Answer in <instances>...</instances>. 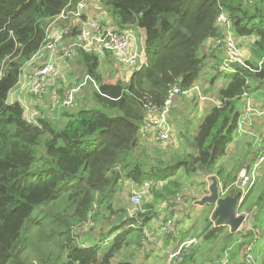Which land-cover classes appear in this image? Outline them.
Segmentation results:
<instances>
[{
    "label": "trees",
    "instance_id": "16d2710c",
    "mask_svg": "<svg viewBox=\"0 0 264 264\" xmlns=\"http://www.w3.org/2000/svg\"><path fill=\"white\" fill-rule=\"evenodd\" d=\"M79 1L0 0V264H146L162 240L177 248L191 235H201L211 252L222 254L239 239L244 249L252 230L234 233L214 224L213 204L203 206L188 223L198 195H192L191 204L172 199L186 190L180 171L200 176L201 185L215 175L232 189L241 168L252 161L245 157L231 172L220 164L234 139L244 94H264V0H99L105 15L99 18L102 30L145 31L140 68H133L127 82H106L102 57L116 54L76 45L65 59L77 65L70 73L79 83L90 76L96 84L88 82L91 90L75 113L66 110L69 106L53 110V98L63 96L67 85L56 95L50 87L51 98L46 94L35 106L39 113L30 119L22 102L8 101L9 94L52 36L53 22L67 30L70 45L76 42L83 23L93 17L86 12L80 17L60 15L75 9ZM222 12L240 38L254 37L247 65L233 64L234 71L218 69L222 57L210 43L224 33L217 22ZM208 66L215 72L203 91L219 104L189 99L194 110L203 104L209 107L197 128L190 111L182 123L176 120L178 137L173 144L156 141L147 132L141 135L150 109L162 111L173 86L189 90L200 84ZM186 97L177 95L170 116L177 108L179 112ZM60 108L68 117L62 125L53 115ZM262 178L240 205L241 211L253 214L255 231L263 228L262 220L257 224L264 215ZM126 183L147 188L141 206L125 204ZM160 205H166L165 215L154 227V220L161 218ZM170 219H176L174 229L165 232ZM150 228L153 239L146 237Z\"/></svg>",
    "mask_w": 264,
    "mask_h": 264
},
{
    "label": "built area",
    "instance_id": "2783aa9c",
    "mask_svg": "<svg viewBox=\"0 0 264 264\" xmlns=\"http://www.w3.org/2000/svg\"><path fill=\"white\" fill-rule=\"evenodd\" d=\"M88 1L89 0L79 1L75 9L63 11L60 15V18H67L70 15L74 17H80L85 11ZM217 22L224 29V33L221 37H216L210 40V43L223 54L222 60L220 64H218V69L221 71H234L233 64L247 65L246 59L250 55L249 49H243L241 42H239L236 36L233 34L234 31L228 15L225 12H222L218 16ZM106 29L108 30L107 35L105 38H102V33ZM106 29L102 30L99 20L90 18L88 21L83 23L81 33L76 39V42L70 45L68 48L65 46L63 47L67 30L60 29L54 36H50L47 39L45 45L40 51L46 50L50 52L52 59L49 61V63L37 67L34 71H31L28 75H26V77L30 80V91L35 96L37 102L43 103L45 101V95L47 94V77L55 68V59L53 57H56L59 54L63 55V58L71 57L76 45L82 46L87 51H96L99 53H103L106 50L113 51L120 57L121 61H123V64L140 68L141 59L137 50L129 53L132 45H134V42L136 41L134 31L129 29L121 32L112 28ZM26 67L22 72L21 79L25 75ZM90 80L96 84V82L90 76H86L82 83L74 82L72 85H70L65 90L63 96H55L53 98L54 107L71 106L75 102L78 93L86 84H88ZM179 94L191 95L192 97L194 96L201 103L212 100L214 103L219 104L217 100L211 99L206 94H204L203 87L200 84H196L189 90H183L180 86L175 85L170 90L169 96L165 100V108L162 111H159L155 108L150 109V113L142 125L143 132L150 133L156 141H160L162 143L171 141L174 130L173 126L168 120L169 111L174 99ZM260 116L264 117V104L256 103L251 94L245 93L243 110L239 117L238 125L234 134L240 135L248 133L249 127L252 125L254 119ZM263 166L264 144L262 145V148L259 151L256 159L252 163L245 164L242 167L238 180L233 184V188L241 193L238 204L239 206L242 204L245 196L256 185ZM150 183L151 182L147 183V185ZM219 184L220 193L223 196L227 195L230 187L225 188L222 183ZM177 196L178 195H176L174 199ZM184 199L186 201L188 197H185ZM184 199L178 196L174 202L182 203L181 200ZM132 200L136 204L140 203V195L135 190L133 191ZM238 213H243L246 217L245 223H250V213L241 211L240 209ZM213 222L216 224V219L214 217ZM169 225L171 224L169 223L168 226ZM249 228L250 229L248 230H253L251 224H249ZM257 232L260 233L259 231L254 230V235H256ZM150 236L151 232H146V237L150 238ZM257 239L258 238L256 237L252 241L248 242L243 250L244 259L248 262V264L255 263V241ZM198 242L199 239L197 237H193L182 243L181 246L183 245L182 248H188L191 244Z\"/></svg>",
    "mask_w": 264,
    "mask_h": 264
},
{
    "label": "rangeland",
    "instance_id": "374dc122",
    "mask_svg": "<svg viewBox=\"0 0 264 264\" xmlns=\"http://www.w3.org/2000/svg\"><path fill=\"white\" fill-rule=\"evenodd\" d=\"M101 19H104V18H101ZM134 32L137 36L139 35V31L134 30ZM233 34L236 36L237 40L239 42H241L243 49L244 48H247V49L250 48V45L253 42L254 37H252L250 39L243 40L242 38H240L236 34V32L235 33L233 32ZM218 54L221 56V52ZM201 55L202 54L200 53V56ZM111 58H113V57H111ZM105 59L106 58L102 57V60H101V70H102V73L104 74L105 79L106 78L111 79V77L113 76L115 78L121 77V79H119V80H122L123 82H127L129 80V78L133 72V70L131 71V69H128L130 66H126L124 64H121V62H119L120 64L117 62H115L116 64H114L113 62H111L110 58L108 60L107 59L105 60ZM208 63H210V62H208ZM70 66H72V65L68 64L67 67L69 68ZM211 66H208V68L204 71V73H203V75L199 81L200 85L206 86L209 84L208 81H210V79L212 78V76L214 75V72H215L211 68ZM65 70L66 69H64V71ZM67 74L68 73H66V75ZM72 76H74V75L72 74ZM219 78H222V76H220ZM76 80H77V77L75 76L74 80L71 83H69L68 85L70 86L74 82H77ZM68 85H67V87H69ZM46 86H47V84H46ZM220 86H221V79L218 82H216L215 92H217V90ZM90 90H91V88H90ZM28 91H29V93L27 92V90L25 92L28 94V98L31 99V101H34V103H33L34 105L42 104V103L36 101L35 96L33 95V93L30 90H28ZM210 96L213 98H216L215 95L212 96V94H210ZM187 97L186 98L188 100L186 99L183 101L184 103H182L181 107L179 108V112L177 111V113H176V110L178 109L177 108L174 111V116L169 115V117H168V120L170 118L171 125H173V130H174L173 131L174 132L173 137H172L171 141H169L172 144L177 142V137H178L177 136L178 135L177 126L175 124L176 120L179 123H182L186 119L185 115H187L190 111H194V117L192 116V118H193V121L195 124L194 129H196L200 123L199 121L201 120L202 115L206 114L209 111V107L206 106V104H205V106H203L204 104L199 105L200 108L198 106V109L194 110L192 108L190 101H189V99L192 96L187 95ZM15 99H16V97H15L14 92L12 90V92L9 94L8 101L14 102V101H16ZM34 105H32V107L36 108ZM80 106H81V102L79 100H75V103L72 104L71 106L67 107L66 110L68 112L75 113L78 111ZM54 108L55 107L53 105V110H54ZM26 110H27L26 116L30 119H33L34 115L39 112L38 109H32V108L30 109L29 107H27ZM61 110H62V108H60L59 112L56 111V113H54V114L52 113L54 115V117L60 118L59 120H57L60 125H62L68 119L67 116H64L61 113ZM176 131H177V134H176ZM140 134L144 135L145 133L141 130ZM148 134H150V133H148ZM164 144L168 145L169 143L167 142ZM178 176L183 181L185 189L187 191H191V192L196 191L197 188H199L201 186V184H199V182L201 181L200 176L188 177L183 171H180ZM212 176H214V175H212ZM261 177H263L262 181H264V168H263V174L261 175ZM148 186H150V185H148ZM134 190L137 191V193L140 195V203L139 204L134 203L132 200ZM146 190H147V188H138L136 186H130L129 187V185L126 183L125 185H123V189H122V192H123L124 196L126 197L125 198V204H127L128 206H131V207H132V205L135 207L141 206L142 199H143V196H144V193L146 192ZM178 196L181 197L182 199H184L185 197L186 198L188 197V199L186 201H188V203L191 204V202H190V201H192L191 193L178 194ZM173 199H172V202L175 201V199L174 200ZM181 201L183 204L185 202V199L181 200ZM163 206H164V208H163ZM198 208H202V207L198 206ZM165 209H166V205H160L159 206L158 211H160L159 213L161 214V218H160V220L159 219L154 220L153 226L156 224H161V222L163 220V216L165 215V211H166ZM202 211H203V209H191V211H190L191 216H190V218H188V223L193 222L199 216V214H201ZM250 216L251 217H250V223L249 224H251V222H252L251 219L253 217V214H251ZM172 220L176 221V219H170L167 222V225L165 227L166 228V230H164L165 232H170L174 229V221H172ZM261 220L263 221V226H264V215H263V219H262V217H260V220L257 223L258 225L259 224L262 225ZM254 222H256V221H254ZM169 223L171 225L168 226ZM247 224L248 223H244L241 230L247 231L248 229H250L249 224L248 225ZM161 230H163V229H161ZM151 231H152L151 228L148 229V232H151ZM252 231L254 232V229ZM259 232L260 233L257 232L256 235H253L251 241L256 237L258 239L255 242L259 241V238L261 237V233L263 231L259 230ZM193 237H197L199 239V242L191 244L188 248H186V247L182 248L183 245L181 246V244L184 243L185 241H188L189 239H191ZM150 239H153L152 235L150 236ZM185 241L179 245V247L181 246L180 248L179 247L176 248L175 246L173 247L172 245L168 246L164 243L163 240H162V242L158 241L159 243L157 244L156 250L153 253V255L155 257L154 258L151 257V260H149L146 264H181V263L183 264L185 262H187V264H238L237 261H239V259H241L242 262H244L245 264H248V262L244 259V256H243V250L244 249L239 247L240 241H241L240 239L236 242L237 245L234 244L236 246H231L228 250H226L222 254L219 252H216V253L211 252L212 251L210 248L211 245L209 243H206L203 240V237L201 235H191ZM146 242H147V240H146ZM255 245H256V243H255ZM235 252H239V253H238L236 258L231 260L232 254ZM170 254H171V256H170ZM188 257H190V260L186 261ZM254 257H255V263L254 264H256L257 263L256 262V255H254Z\"/></svg>",
    "mask_w": 264,
    "mask_h": 264
},
{
    "label": "crops",
    "instance_id": "0c3cea01",
    "mask_svg": "<svg viewBox=\"0 0 264 264\" xmlns=\"http://www.w3.org/2000/svg\"><path fill=\"white\" fill-rule=\"evenodd\" d=\"M84 12L89 13L91 15V17H93V19H95V20H99V18H105V15L102 12L99 0H89ZM56 22L57 21L53 22L50 25V33H51L50 35H52V36L55 35L57 31L60 30L59 28L55 27ZM135 31H139L140 36L139 35L137 36L135 34L136 41L134 42V45H132L129 53H132L133 51L137 50V52L139 53L141 62H143L144 61L143 46H144V39H145V31L144 30H135ZM64 46L67 48L70 46L68 40H65V42L63 43V47ZM115 56H116V58L110 57L111 62H113L114 64H116L115 62H117V63L121 62V64H123V61H121L120 57L117 54ZM222 56H223V54L221 53L220 57H222ZM53 58L55 59V68L47 77V95H49L50 98H51V95L48 92L50 87H51V89L55 88L53 90V95H56L57 90L63 89L64 86L68 85L69 83H71L74 80L75 77L72 76L70 71L71 70H77L76 64L73 67L72 66H70L69 68L67 67L68 64L65 63L66 57L63 58V55L59 54ZM51 59H52V56H51L50 52H48L46 50L40 51V53H38L32 59L31 63H29L27 65L25 75L22 77L21 82L18 84V86L13 90L14 95L16 97L15 100L22 102V104L25 106L26 109H27V107H29L30 109L31 108L36 109V108L32 107V105H34L33 104L34 101H31V99L28 98V94L25 92L27 90V92L29 93L28 90H30V80L26 77V75H28L31 71H34L37 67L42 66L46 63H49V61ZM106 59L108 60V58H106ZM141 62H140V66H141ZM220 62L218 64H220ZM126 66H128V65H126ZM133 68H136V67L130 66L128 69H131V71H132ZM64 69H66V70L64 71ZM101 72H102V70H101ZM66 73H68V74L66 75ZM119 79H121V77L115 78L112 76L111 79H108V78L105 79V77H104V80L106 82H116ZM62 80H63V82L61 83ZM67 88L68 87L66 86L65 90ZM90 88H91V85L89 83L86 84L85 87L83 88L82 92L78 93L76 100H79L81 103L83 101H85L82 98L86 97V94H87V92L90 91ZM65 90H64V92H65ZM252 96H253L254 100L256 101V103L264 104L263 103L264 102V94L257 97V98L255 97V95H252ZM34 106H36V105H34ZM243 106H244V103H243ZM26 113H27V110H26ZM37 114H35L34 117ZM233 137H234V139L228 145L226 155L220 160V164L223 167H225L227 171H230V172L232 170H234L235 168H237L240 165V162L245 157H248L249 160H252L250 163H252L256 159L259 151L262 148V145L264 144V117H261V116L256 117L254 119L252 125L249 127L248 133L240 134V135L234 134ZM250 163H248V164H250ZM240 172H241V170H240ZM262 174H263V167H262V170L260 172L259 177ZM211 184H212V180L207 179L206 184L201 185L199 188H197L196 191L191 192V191L185 190L184 193H191V195L197 194L198 197L201 199L203 196L209 194V192H210L209 188H210ZM204 188H206L208 191L201 193V191ZM177 204H180V203H177ZM194 204L196 205L194 209H202V208H198V206H200V205L197 206L196 202ZM163 208H164V206H163ZM158 225L159 224H156V227H158ZM260 230L263 232L261 233V237L259 238V241L256 243V247H255L256 248V252H255L256 253V262H257L256 264H264L263 263V259H264V226ZM240 261L242 262L241 259H240Z\"/></svg>",
    "mask_w": 264,
    "mask_h": 264
},
{
    "label": "water",
    "instance_id": "95a60500",
    "mask_svg": "<svg viewBox=\"0 0 264 264\" xmlns=\"http://www.w3.org/2000/svg\"><path fill=\"white\" fill-rule=\"evenodd\" d=\"M108 30H104L102 38H105ZM212 184L209 188V194L203 196L196 201L197 205L205 206L206 204L215 205L213 217L216 219L217 225L227 226L231 232H238L241 230L246 221L243 213H238L240 206L239 200L241 193L235 188L229 190L228 194L223 196L220 193V184L217 176H211ZM259 213L254 214V221L257 220Z\"/></svg>",
    "mask_w": 264,
    "mask_h": 264
}]
</instances>
